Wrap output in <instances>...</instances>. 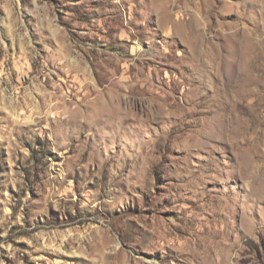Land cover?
<instances>
[{"label":"rangeland","instance_id":"rangeland-1","mask_svg":"<svg viewBox=\"0 0 264 264\" xmlns=\"http://www.w3.org/2000/svg\"><path fill=\"white\" fill-rule=\"evenodd\" d=\"M0 264H264V0H0Z\"/></svg>","mask_w":264,"mask_h":264}]
</instances>
